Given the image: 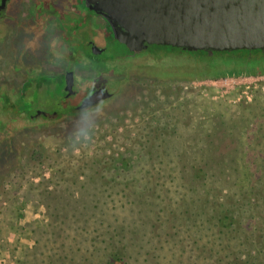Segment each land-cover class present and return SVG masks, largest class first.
<instances>
[{
  "label": "trees",
  "instance_id": "16d2710c",
  "mask_svg": "<svg viewBox=\"0 0 264 264\" xmlns=\"http://www.w3.org/2000/svg\"><path fill=\"white\" fill-rule=\"evenodd\" d=\"M205 54L196 52L197 57ZM166 123L155 129L139 125L133 138L128 127L101 126L90 152L82 150L83 135L59 151L63 169L77 166V172L61 176L64 188L48 191L49 221L30 226L35 244L22 245L14 264H149L151 258L159 259L154 264H264V134L245 162L225 155L196 160L199 167L169 189L168 197L147 170L157 163L152 155L157 146L163 150L169 142ZM237 163L245 168L228 186L225 166ZM136 167H147L142 185ZM118 196L121 202L115 201ZM107 197L110 201H103ZM166 200L173 202L163 208ZM115 202L126 215L114 211ZM2 223L0 249L8 250L4 233L13 223ZM61 236L64 241L54 250Z\"/></svg>",
  "mask_w": 264,
  "mask_h": 264
},
{
  "label": "flooded vegetation",
  "instance_id": "af4514ba",
  "mask_svg": "<svg viewBox=\"0 0 264 264\" xmlns=\"http://www.w3.org/2000/svg\"><path fill=\"white\" fill-rule=\"evenodd\" d=\"M196 52L160 44L132 50L84 0H0V136L4 126L10 141L17 135L14 126H38L46 134L61 129L54 149L39 144L28 156L54 155L91 126L117 125V115L127 108L107 106L124 86L131 87V101L141 111L147 109L148 92L157 94L163 83L170 87L166 109L147 110L143 124L155 129L192 104L195 80L264 73L259 49L215 51L198 59ZM98 90L107 95L81 109ZM159 117L164 121L156 122Z\"/></svg>",
  "mask_w": 264,
  "mask_h": 264
},
{
  "label": "rangeland",
  "instance_id": "374dc122",
  "mask_svg": "<svg viewBox=\"0 0 264 264\" xmlns=\"http://www.w3.org/2000/svg\"><path fill=\"white\" fill-rule=\"evenodd\" d=\"M179 61L181 63L180 66L177 65V69L181 72L185 63L182 59ZM192 86L194 89L192 94L190 93V97L193 98L192 104L181 117H169L165 120L166 127L171 132L167 137L169 142L165 144L166 149L161 150L162 148L157 146L158 155L152 154L157 163L153 168L147 169L162 186L160 191L164 190L163 194L168 192V197L171 196L169 189L177 186V182L178 184L186 182L187 176H191L199 167L196 160L225 155L227 157L225 159H234L239 163L245 162L255 154V148H253L256 144L255 139L264 134V104H261L264 95V73L257 76L195 80ZM131 90L129 85L124 86L107 107L127 108L126 111L117 115L119 120L116 123L118 126L128 127L131 132L127 133L130 138H133L137 127L147 119V110L151 114H156L160 113L161 108L166 109L168 104L165 96L170 93V87L163 83L157 94L153 91L148 92L149 100L144 103L147 109L143 111L139 105L131 101ZM179 96H182L181 92ZM159 118L156 122L164 121V117ZM16 127L17 135L11 138V141L6 135L5 126L3 137L0 136V223L4 224L7 220L13 223L12 228H7L4 233L8 241V250L0 249V264H14L20 257L22 245L34 246L35 240L31 236L30 226L40 227L48 223L46 205L52 204L48 191L64 188L66 183L61 180V176L69 171L77 172V166L63 169V161H60L63 158L61 154L51 155L47 152L41 155L35 153L34 158L28 156L32 147L36 148L39 144L45 148L54 149L58 145L61 129H54L46 134V129L43 130L38 126H31L33 128L27 125L14 126ZM113 127L116 125L110 128ZM98 128L99 126H91L90 131L84 132L83 151L90 152V149L96 146V137L101 135L97 131ZM114 132L118 134L119 128ZM93 134H96V137ZM91 136L93 138H90ZM89 140H91L90 143L87 142ZM157 143L161 144V141ZM145 154L143 152V155ZM77 156L79 159L80 156ZM146 168L133 169L141 185L145 179ZM244 168L238 163L233 168L231 164L225 166V184L229 186L232 181L237 182ZM78 195L75 193V198ZM120 198L118 196L115 201L121 202ZM103 201H110V197ZM118 202H115L114 211L118 215L122 212L126 215L125 208L119 207ZM170 202L164 201L163 208L172 204L173 201L170 200ZM69 240L67 238V241ZM61 241H64L63 236L53 242L54 250L58 249ZM73 250L76 251L77 247L74 246ZM155 260L159 259L151 258L148 263L154 264Z\"/></svg>",
  "mask_w": 264,
  "mask_h": 264
},
{
  "label": "water",
  "instance_id": "95a60500",
  "mask_svg": "<svg viewBox=\"0 0 264 264\" xmlns=\"http://www.w3.org/2000/svg\"><path fill=\"white\" fill-rule=\"evenodd\" d=\"M132 50L151 44L181 50L264 51V0H84ZM106 93L95 91L87 107Z\"/></svg>",
  "mask_w": 264,
  "mask_h": 264
}]
</instances>
